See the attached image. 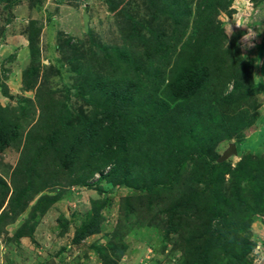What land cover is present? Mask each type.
Here are the masks:
<instances>
[{
	"label": "rangeland",
	"instance_id": "374dc122",
	"mask_svg": "<svg viewBox=\"0 0 264 264\" xmlns=\"http://www.w3.org/2000/svg\"><path fill=\"white\" fill-rule=\"evenodd\" d=\"M191 68L208 77L196 97L199 118L193 136L175 137L169 147L183 155L197 149L195 139L219 131V158L230 144L240 147L213 174L223 175L230 217L248 225V258L264 264L257 197L264 187V0H0V177L8 186L0 264H185L181 233H167L160 212L167 206L153 207L199 194L205 186L192 183L198 161H188L173 190L154 194L149 205L158 190L147 192L150 181L135 167L105 175L114 163L102 158L61 172L57 151L44 150L53 130L70 138L95 117L112 81L120 92L133 83L137 97L155 94L173 110L180 102L163 89ZM141 136L144 151L163 153L157 140ZM28 184L24 210L12 214ZM95 210L98 232L76 243Z\"/></svg>",
	"mask_w": 264,
	"mask_h": 264
},
{
	"label": "trees",
	"instance_id": "16d2710c",
	"mask_svg": "<svg viewBox=\"0 0 264 264\" xmlns=\"http://www.w3.org/2000/svg\"><path fill=\"white\" fill-rule=\"evenodd\" d=\"M196 69L180 71L163 89V95L169 96L171 102H180L175 105L173 110H170L166 100L155 94L137 97V94L134 93V88L136 90L137 85H133V83L129 86L126 85L125 91L120 92L121 89H116L117 85L113 81L110 82L105 88V93L110 94L107 100L99 103L100 109L96 112L95 117L85 119L80 132L71 134L70 138H66L62 130H53L48 139L47 149L44 151L47 152L49 148L57 151L54 152L53 163H60L58 167L62 168L61 172L69 171L71 173L75 166H79L81 163H102V158L106 159L105 163H114L105 175L123 174L128 171L127 168L135 167L139 172H144L150 181L146 189L147 192L158 190V193H151L153 195H151L149 205L154 203V201L152 203L154 194H157L154 200L162 199L163 195L161 194L173 190L176 179L188 161H198L195 173L192 175L195 178L192 179V183L195 187L201 184L205 186L200 189L199 194L195 193L190 196L187 193L189 196L179 197L177 202H170L168 205L161 202V204H154L153 208L157 209L158 205H160L159 208L167 206L160 212L163 214L164 223L168 228L169 232L167 233H181L179 236L184 242L182 247L185 264H252L248 255L252 251L254 243L249 240L246 234L248 225L245 223V219L230 217L232 210L227 207V199L220 195L223 175L221 173L220 175L213 174L216 169L227 167L225 162H216L219 155L213 150V145L223 139V135H219L221 132L219 130L218 133L211 132L210 140L195 139L197 149L185 152L183 155L177 148L169 147V140L175 137L185 134L193 136L194 125L196 119L199 118L196 110L200 106L196 97H198L201 86L207 83L208 79L206 75L199 74ZM236 87L237 85L232 87L225 100L230 99L236 91ZM156 90L158 89L156 88ZM156 123L157 126H155ZM141 133L157 140L165 153L162 150L163 153L154 152L152 155L147 150L144 151L140 142ZM62 139L64 142H61ZM137 143L140 145L137 147L138 153L129 156L130 148L133 144L137 146ZM81 144L86 147H81ZM236 147L238 150L240 149L239 146L236 145ZM40 152L38 151V153ZM34 163H38L37 159L34 160ZM49 167L50 171L55 166ZM90 167L93 168V166ZM49 171L46 172L47 176L51 173ZM28 174L40 180L38 173ZM103 177L104 174H100V178ZM165 177L167 183L158 182ZM29 185H26V188L20 193L22 200L18 198L16 199L17 204L12 205L10 209L12 214H18L24 210L28 201L25 198H28L27 194L32 191ZM38 188L37 185L35 190ZM7 190V184L0 177V210ZM232 195L237 197L234 193ZM257 197L259 198H257L258 205L264 203V187ZM236 200L239 203V199ZM241 205L244 206L245 202ZM14 210L16 211L14 212ZM3 212L0 214V218L3 216ZM34 217L35 211L31 213L30 221ZM97 217L98 211L95 210L94 216L76 234L74 239L76 243L86 236L98 232ZM190 219L193 222H190ZM113 250L114 254L117 250L116 254L118 253L119 256L123 252L121 249L114 248ZM105 255L107 257L105 259L110 262L107 251ZM110 263L104 262L103 264Z\"/></svg>",
	"mask_w": 264,
	"mask_h": 264
},
{
	"label": "water",
	"instance_id": "95a60500",
	"mask_svg": "<svg viewBox=\"0 0 264 264\" xmlns=\"http://www.w3.org/2000/svg\"><path fill=\"white\" fill-rule=\"evenodd\" d=\"M236 154V147L234 144H230L229 147L226 149V151H224V153H222V155L220 156V158L218 159V162H223L226 159H228L229 157L233 156Z\"/></svg>",
	"mask_w": 264,
	"mask_h": 264
}]
</instances>
